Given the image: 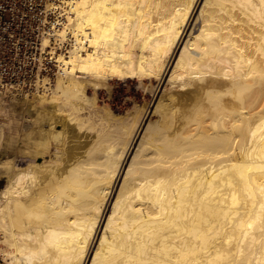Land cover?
<instances>
[{"label": "bare ground", "instance_id": "6f19581e", "mask_svg": "<svg viewBox=\"0 0 264 264\" xmlns=\"http://www.w3.org/2000/svg\"><path fill=\"white\" fill-rule=\"evenodd\" d=\"M48 4L55 70L12 108L50 127L0 159L6 263L264 264V0Z\"/></svg>", "mask_w": 264, "mask_h": 264}, {"label": "rangeland", "instance_id": "374dc122", "mask_svg": "<svg viewBox=\"0 0 264 264\" xmlns=\"http://www.w3.org/2000/svg\"><path fill=\"white\" fill-rule=\"evenodd\" d=\"M51 1L53 0H23L24 8L27 9L28 14L26 17V20H28V27L30 24L29 4L32 3L35 7L33 24L35 26L37 45L33 47V51H35L34 55L31 54L29 45L24 47V61L20 84L14 87L12 85L2 93L3 95L5 94L4 100L7 105L3 106L0 111V159L8 155L18 154L19 156L16 158L18 163L27 161L28 156L21 154L22 151H20V147L19 150L17 148L23 141L29 139L27 134L28 129L34 128V135L39 138L41 137V130L49 129L50 127L48 119H44L43 122H40L42 125L39 126V121H35V119L29 115V112H23L24 110H22L21 106H17L15 110L12 106L14 104L13 97H18L21 94L33 95V93L37 91V80L40 73L50 77V74L55 70V62L50 59L52 55L43 48V37L46 36L47 33H50L49 30H51L53 25L52 21L59 16L56 11L50 9L48 3ZM32 4L30 6H32ZM145 95L147 94L145 93ZM57 127L59 128L61 126L58 125ZM3 171L4 169L0 167V177L4 175L2 174ZM0 264H7L1 255Z\"/></svg>", "mask_w": 264, "mask_h": 264}, {"label": "built area", "instance_id": "2783aa9c", "mask_svg": "<svg viewBox=\"0 0 264 264\" xmlns=\"http://www.w3.org/2000/svg\"><path fill=\"white\" fill-rule=\"evenodd\" d=\"M28 27L27 9L23 0H0V88L20 84L24 47L37 45L33 15L35 7L30 6ZM33 57V56H32Z\"/></svg>", "mask_w": 264, "mask_h": 264}]
</instances>
